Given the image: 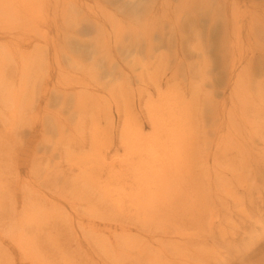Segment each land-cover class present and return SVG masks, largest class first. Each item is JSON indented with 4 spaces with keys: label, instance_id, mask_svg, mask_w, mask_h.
Wrapping results in <instances>:
<instances>
[{
    "label": "rangeland",
    "instance_id": "1",
    "mask_svg": "<svg viewBox=\"0 0 264 264\" xmlns=\"http://www.w3.org/2000/svg\"><path fill=\"white\" fill-rule=\"evenodd\" d=\"M78 1L85 3L86 13L96 19L103 18L101 7L106 6L114 19L112 26H105L107 36L115 38L116 29L120 28L122 44L117 45L108 57L89 44L93 39L100 41V37L92 35L93 39H90L68 32L65 36L62 34L63 46L56 56L52 50L42 48L43 58L29 63L32 69L28 71L25 89L20 92L21 99L28 100L29 109L22 111L20 119L25 128L22 133L18 130L13 149L18 153L17 169L11 163L8 167L4 163L0 166L1 215L5 216L11 210L9 194L16 195L13 199H16V206L20 209V185L24 186L26 194L30 189L40 194L33 201L35 206L32 210L39 208L46 213H37L43 218L36 233L30 234L27 228L22 231L23 236L29 232L28 238L51 233L50 237L59 236L68 240V233L64 230L76 222L74 208L78 206L85 215L91 200L90 193H82L84 183L79 178V167L86 163H91L96 169L110 165L108 178L102 176L101 181L117 189L124 180L130 182L132 176L129 174H136L141 166H150L152 155L146 159L145 146L157 151L156 146H160L161 138H165L161 120L168 123L172 118L179 117L170 111L175 105L183 110L180 118L184 136L190 130H196L208 137L217 133L215 128L221 119V114L215 113V116L213 110L224 103L229 106L230 100H234L229 93L236 80L243 77L251 80L246 95L252 96L256 105L260 104L258 100L261 96L264 101V0H154L157 2L156 12L153 17L144 20L130 18L126 10L117 9L120 0H109V5L104 0ZM32 7L37 10V5ZM35 10L30 13L32 17L38 14ZM1 27L2 23L0 30ZM66 27L72 30L69 23ZM54 36L55 31L51 27L45 37L50 39ZM41 45L37 47H43ZM33 48H28V52H33ZM154 57H157L156 61ZM154 62L155 66L160 65L154 75L155 83L161 80L158 89L145 84L147 77L153 75L154 67L150 65ZM13 72L6 73L16 79ZM7 79L4 78V82ZM2 86L0 84V89ZM258 93H261L259 98ZM74 94L81 96L74 98ZM38 102L40 108L37 109ZM82 104L85 112L78 117L75 106ZM1 105L5 106L2 100ZM150 106L157 124V140L146 119ZM57 115L67 119L65 125L69 123L68 130L58 131L53 122ZM198 116L203 120L199 127L196 125ZM33 123L35 128L30 133L28 126ZM262 123L264 116H259L257 125L260 128H264ZM133 127L141 130L147 141L138 140ZM78 141L80 146H74ZM209 148V144L200 143L199 154L205 155ZM185 154H189L187 149ZM41 156L45 158L39 167L35 165L30 170L31 162ZM226 160H217L216 167H227ZM212 162L208 157L206 165L202 166L212 168ZM196 165V170L202 169L200 163ZM128 187L127 184L120 195L112 196L115 207L130 208L129 198L132 196ZM213 188L212 184L207 186L210 192ZM139 189L142 188L137 186L133 194L146 196L143 190L139 193ZM153 205L158 206L156 202ZM226 207L224 205L222 210ZM93 209L98 217L106 211L100 205ZM227 221L228 224H225ZM238 221L237 218L222 221L226 234L224 238L217 228L205 226L206 233L214 236L213 243H210V236L206 247H195V244L184 246L174 234L179 230H175L170 223L165 224L167 231L175 235L170 242L150 240L147 236L129 242L136 247L150 248L152 254L145 264H153V257L159 255L160 264H164V258L168 256H162L167 251L174 254V262L190 261L193 247L197 254L216 257L224 264H264V222L245 225L241 233L232 237L230 232ZM136 222L139 229L147 223L151 226L146 229L159 228L156 215ZM98 223L95 219V226ZM239 223L241 225V221ZM128 225L134 233L135 226ZM30 228L34 229L33 226ZM0 230V237L5 238L6 231ZM73 230L81 239V230L77 226ZM10 232L18 233L19 230ZM231 240L233 242H229L228 250L221 249ZM81 245L82 251L88 248L85 241ZM163 249L164 252H159ZM16 252L8 244L0 245V264L18 262ZM94 259H97L96 255ZM54 263L60 262L56 260Z\"/></svg>",
    "mask_w": 264,
    "mask_h": 264
},
{
    "label": "bare ground",
    "instance_id": "2",
    "mask_svg": "<svg viewBox=\"0 0 264 264\" xmlns=\"http://www.w3.org/2000/svg\"><path fill=\"white\" fill-rule=\"evenodd\" d=\"M104 1L105 4H110L109 0ZM120 1L116 8L126 10L130 18L144 20L153 17L156 12L157 2L154 0H144V5H142L143 0ZM33 5H37V10L32 7ZM85 8L87 5L78 0H37L36 2L34 0H0V23L3 24L0 30V84H3L0 89V100L5 102V106L0 107V166L4 163L8 167L11 163L17 169L18 153L13 152L16 144L15 137L19 129V133H22L25 128L20 119L22 111L29 109L28 100L21 99L20 92L25 89L28 71L32 69V66H29L31 60L43 58L41 49H50L56 56L63 46L61 36L62 34L65 36L68 32L90 39H93L92 35L100 37V41L93 39L89 44L108 57H111V51L117 45L122 44L120 28L116 29L115 38L107 36L105 26L107 24L112 26L114 19L106 6L101 7L103 9L101 12L104 14L102 19L88 15ZM34 10L38 13L36 17L30 15ZM115 22L118 24V20ZM66 23L71 25L72 30L66 27ZM37 25L38 28H36ZM51 27L55 31V36L48 39L45 34ZM41 44L43 47L38 48L37 46H42ZM145 46L148 47L146 42ZM31 47H34V51L28 52V48ZM156 58L154 57L155 61ZM150 66L154 67V72L151 77H147L145 84L158 89L161 80L155 83L154 75L160 65L155 66L154 62ZM7 71H14L17 78L13 79L14 76L8 75ZM4 78L8 79L4 82ZM250 84L251 80L247 81L244 77L236 80L229 93L234 100H230L229 106L222 103L223 105L217 110H213L215 116V113L221 114V119L215 128L217 133L212 136L206 137L205 133L200 134L196 130L193 132L190 130L184 136L180 118L183 110L177 105L170 109L179 117L172 118L168 123L161 120L166 139L161 138V144L156 146L155 152L151 151L149 146H145L146 159L152 155L150 166H141L136 174L128 173L132 176L130 182L127 179L124 180L120 187L117 186L119 190L101 181L102 176L108 178L110 165L105 164L102 169H96L91 163H86L83 167H79V178L84 183L82 193L85 195L90 193L91 200L85 215L78 206L74 208L76 222L70 224L68 230H64V233H68L66 234L68 240L61 239L59 236L50 237L51 233L42 234V236L35 234L28 238L29 232L36 233L40 229V220L43 216L38 217L37 213H43V210L39 208L32 210L35 206L33 201L40 194L33 189L26 194L24 186L20 185L18 189L22 196L20 209L18 210L16 206V199H13L16 195L9 194L11 210L5 216L0 214V228L6 231L5 238L0 237V245L8 244L17 251L15 254L19 255V261H12L11 264H145L152 254L149 251L150 248L136 247L129 242L130 240L147 236L150 240L163 239L165 242H170L172 236L177 235L184 246L195 244V247H206L209 245L210 236V243H213L214 236L206 233L205 226L217 228L224 238L226 234L222 221L232 218L239 220L230 232L232 237L241 233L245 225L263 223L264 133L262 132L264 128L257 125V119L259 116H264V101L262 96L259 98L261 93L257 94L259 98L257 100L260 103L258 105L253 103L255 100L252 96L246 95L245 91L249 90ZM80 96L81 94H74L73 97ZM6 102H8L7 108ZM3 107L9 110L5 111ZM36 108H40V102L37 103ZM75 108L78 117L85 112L84 104ZM45 109L46 107L42 110ZM147 113L146 119L153 128L154 137L157 140V124L152 117L151 106ZM197 118L196 125L199 127L203 120L201 116ZM65 120L67 119L59 115L53 119L58 131L63 132L70 128L69 123L65 125ZM28 127L31 133L35 123ZM132 131L138 140L147 141L137 127H133ZM200 143L210 145L203 156L199 154L201 153L198 149ZM74 146L79 147V141ZM186 149L189 154L184 155ZM208 157H211L213 161L212 168L202 166V164L206 165ZM44 158L45 156H41L35 162H31L32 166L29 169L32 170L35 165H40ZM224 159H227L225 161L227 167L218 169L217 160L220 162ZM197 163H200L201 170H196ZM127 184L130 189L129 195L132 196L129 198L130 208L115 207L112 196L120 195ZM210 184L212 188L214 187L212 192L207 189ZM133 186H140L142 189L138 192L143 190L146 196L133 194L136 188L131 189ZM154 202L158 206L153 205ZM99 205L106 210L101 217L96 216V210L93 209ZM224 205L227 207L222 210ZM154 215H156V223L159 222L158 229H146L151 224H142L143 222H141L143 228H138L136 222L138 219L144 220ZM95 219L99 221L96 226ZM83 221L86 222V226H83ZM167 223L179 231L174 233L175 235L168 232L165 228ZM128 224L135 226L134 233L130 231ZM29 226H33L34 229L32 230ZM48 226L49 224L46 227ZM74 226L81 230V239L74 232ZM42 227H44L43 224ZM26 228L29 232L24 237L22 231ZM16 229L19 230L18 233L10 232ZM82 241H85L88 247L83 251ZM229 242L233 241L226 242L221 249L228 250ZM93 245L96 246L93 247L94 249ZM193 248L190 250V261L174 262V254L167 251L162 256H168L164 258V264H224V261L216 257H204L197 254ZM164 251L165 249L159 250V252ZM95 255L97 259H94ZM159 257L160 255L153 257V264H160ZM212 258L215 260H211ZM13 259L14 256L11 260ZM56 260L60 263H54Z\"/></svg>",
    "mask_w": 264,
    "mask_h": 264
}]
</instances>
